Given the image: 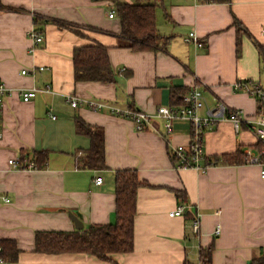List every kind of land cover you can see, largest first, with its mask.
I'll return each instance as SVG.
<instances>
[{
	"label": "crops",
	"instance_id": "0c3cea01",
	"mask_svg": "<svg viewBox=\"0 0 264 264\" xmlns=\"http://www.w3.org/2000/svg\"><path fill=\"white\" fill-rule=\"evenodd\" d=\"M0 1V82L10 89L0 107V242L15 241L20 251L8 264H199L200 249L210 246L212 264H249L264 252V179L247 156L257 157L263 147L246 125L238 133L226 121L207 129L204 151L215 165L205 174L178 171L173 149L190 143L188 121H175L168 136L159 118L138 131L131 120L107 108L94 110L85 103L73 108L67 100L73 95L153 115L171 106L173 88L197 87L205 102L202 116L223 103L247 119L256 117V100L235 85L246 81L264 89V52L258 47L264 49V0H160L156 24L168 41L157 52L119 46L120 20L109 13L117 3L136 0ZM35 17L42 20L44 42L31 53ZM236 23L245 30L239 51ZM190 32L204 47L185 42ZM94 44L108 48L115 82L75 80V48ZM47 87L49 93L41 91L30 102L21 98L23 90ZM77 117L103 132L104 169L83 167L91 138L79 132ZM38 151L46 153L42 167ZM237 152L245 163L214 160ZM11 159L34 162L37 169L15 170ZM125 170L136 171L145 184L137 192L132 253L107 262L35 252L36 232L77 230L70 214L84 228L114 223L115 173ZM97 177L102 185L95 184ZM183 203L190 208L171 216ZM197 213L200 231L195 234Z\"/></svg>",
	"mask_w": 264,
	"mask_h": 264
},
{
	"label": "trees",
	"instance_id": "16d2710c",
	"mask_svg": "<svg viewBox=\"0 0 264 264\" xmlns=\"http://www.w3.org/2000/svg\"><path fill=\"white\" fill-rule=\"evenodd\" d=\"M216 1V0H215ZM160 0H136L134 3H117L116 16L121 24L119 46H125L135 51L157 52L164 48L168 38L161 36L156 24V9ZM3 5L0 1V9ZM42 21L35 17V29L42 31L38 24ZM65 27V23H57ZM237 51L240 47L242 33L245 30L236 23ZM77 35L83 33L76 27L69 25ZM247 32V31H246ZM247 34V33H246ZM263 53L264 49L259 46ZM75 80L77 82L113 83L116 80L115 72L109 60L108 48L100 44L77 47L73 55ZM189 90L173 88L171 106L182 105V96ZM134 109V108H132ZM136 109V108H135ZM80 133L91 138L89 151L81 158L83 167L94 170L105 168L104 134L81 118H76ZM40 167L46 161V153L36 152ZM225 165H240L246 162L240 152L223 155L215 159ZM145 184L140 181L138 174L133 170L117 171L115 173L116 211L115 221L108 225H89L82 230L73 232L39 231L35 234V252L45 255L81 254L94 256L102 261L113 262L116 254H129L134 250L135 217L137 215V192ZM0 256L8 262H16L20 255L16 242L1 241ZM213 246L199 251V264H212ZM249 264H264V252L254 258Z\"/></svg>",
	"mask_w": 264,
	"mask_h": 264
},
{
	"label": "built area",
	"instance_id": "2783aa9c",
	"mask_svg": "<svg viewBox=\"0 0 264 264\" xmlns=\"http://www.w3.org/2000/svg\"><path fill=\"white\" fill-rule=\"evenodd\" d=\"M197 1V0H195ZM205 1V0H204ZM207 2H214L215 0H206ZM110 18L116 17V11L112 10L109 13ZM29 37L32 45L30 52L33 53L44 42V35L41 31H37L35 28L30 31ZM185 42L193 43L197 48L204 47L203 43L199 40V37L195 32H190L185 38ZM27 70H23L22 74L26 75ZM235 90H242L253 97L258 105V114L252 119L244 117V112L241 110H235L227 107L223 103H219L215 108L208 110V112L202 116L200 111L205 106L203 95L197 87L192 89L186 95L182 96V105L180 106H161L157 109L155 114H148L139 109H126L121 110L110 105L95 101H84L73 95L68 96L67 100L73 108H78L81 104L85 103L94 110H101L107 108L113 114L120 115L122 117L131 120L138 131H145L151 125L154 118L163 119L166 129L167 136L172 132L173 123L178 120L188 121L190 124L193 134L191 141L188 145L178 146L173 149V158L175 161V169L181 170H193L200 174H205L206 171L215 165L213 161H210L205 154L203 144V134L207 129L214 127L220 122H230L235 131L238 133L243 125H246L250 130L253 131L256 139L261 144L263 149L260 154L252 156L250 153L247 154L249 161L260 166L261 178L264 179V89L254 83L246 81L237 83ZM50 92V88L47 87L44 90L37 88H30L20 92L21 98L24 102H30L34 100L39 92ZM10 94V89L0 82V107L3 105L4 99ZM9 165L19 171L36 170L37 166L34 162L27 160L11 159ZM96 185L103 184V178L97 177L95 179ZM9 200H7L8 202ZM185 203L179 205L176 211L171 213V216H181L185 213ZM193 231L198 234L200 231V214H196V218L193 221ZM220 226L217 227L215 234H219ZM2 248L0 246V253ZM0 264H8L7 260L0 256Z\"/></svg>",
	"mask_w": 264,
	"mask_h": 264
},
{
	"label": "water",
	"instance_id": "95a60500",
	"mask_svg": "<svg viewBox=\"0 0 264 264\" xmlns=\"http://www.w3.org/2000/svg\"><path fill=\"white\" fill-rule=\"evenodd\" d=\"M70 217H71V219L74 221V223H75V228L77 229V230H82L83 228H84V225H83V223L75 216V215H73V214H70Z\"/></svg>",
	"mask_w": 264,
	"mask_h": 264
},
{
	"label": "rangeland",
	"instance_id": "374dc122",
	"mask_svg": "<svg viewBox=\"0 0 264 264\" xmlns=\"http://www.w3.org/2000/svg\"><path fill=\"white\" fill-rule=\"evenodd\" d=\"M158 14H159V17H161L160 12H158ZM160 20H161V18H160Z\"/></svg>",
	"mask_w": 264,
	"mask_h": 264
}]
</instances>
